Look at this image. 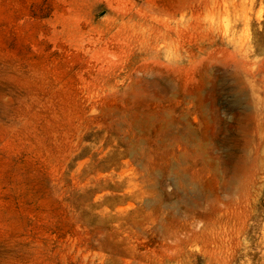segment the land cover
I'll use <instances>...</instances> for the list:
<instances>
[{"label":"rangeland","instance_id":"rangeland-1","mask_svg":"<svg viewBox=\"0 0 264 264\" xmlns=\"http://www.w3.org/2000/svg\"><path fill=\"white\" fill-rule=\"evenodd\" d=\"M0 264H264V0H0Z\"/></svg>","mask_w":264,"mask_h":264}]
</instances>
